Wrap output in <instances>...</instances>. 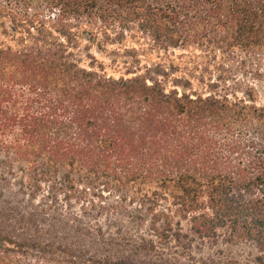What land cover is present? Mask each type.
<instances>
[{"label": "trees", "instance_id": "1", "mask_svg": "<svg viewBox=\"0 0 264 264\" xmlns=\"http://www.w3.org/2000/svg\"><path fill=\"white\" fill-rule=\"evenodd\" d=\"M262 57L264 0H0V180L146 229L109 241L118 258L0 230V264H177L159 257L220 242L264 264V105L245 81Z\"/></svg>", "mask_w": 264, "mask_h": 264}, {"label": "rangeland", "instance_id": "2", "mask_svg": "<svg viewBox=\"0 0 264 264\" xmlns=\"http://www.w3.org/2000/svg\"><path fill=\"white\" fill-rule=\"evenodd\" d=\"M100 60L109 62L102 54L96 53ZM166 59L176 62L186 61L191 55L189 50L171 49L163 52ZM263 78L261 80L245 79L258 92V104L264 105V57L257 64ZM109 73L121 76L124 70L116 72L108 69ZM242 78V74L239 73ZM19 186L0 180V230L19 240L41 237L47 241L70 243L83 241L92 252L112 255L116 258L128 254L125 247L120 248L111 239L121 238L122 235L137 237L146 233L145 228L126 223L122 226L123 218H115L104 214L98 216L89 209V205L80 201L62 200L60 204L51 202L44 195L31 198L29 195L16 193ZM128 225V226H127ZM130 233V234H129ZM260 251L252 244H229L220 242L214 246H207L194 253L193 259L175 253L174 249H166L159 259L177 264H192L200 259L209 264H249L255 261ZM157 257V256H155Z\"/></svg>", "mask_w": 264, "mask_h": 264}]
</instances>
